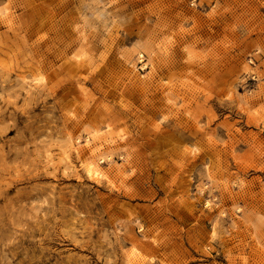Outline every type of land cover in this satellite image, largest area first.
Listing matches in <instances>:
<instances>
[{
  "label": "rangeland",
  "instance_id": "1",
  "mask_svg": "<svg viewBox=\"0 0 264 264\" xmlns=\"http://www.w3.org/2000/svg\"><path fill=\"white\" fill-rule=\"evenodd\" d=\"M59 1L0 0V264H264V0Z\"/></svg>",
  "mask_w": 264,
  "mask_h": 264
},
{
  "label": "bare ground",
  "instance_id": "2",
  "mask_svg": "<svg viewBox=\"0 0 264 264\" xmlns=\"http://www.w3.org/2000/svg\"><path fill=\"white\" fill-rule=\"evenodd\" d=\"M61 1V0H60ZM59 1V3L61 4V2ZM4 22L9 23L10 22V17L5 14L4 15ZM165 18H162V25L163 27L165 26ZM166 28V27H164ZM87 38H85V36H82V41H86ZM87 42V41H86ZM87 47H85L86 50ZM83 50V51H85ZM77 54L75 55V58H77ZM167 77V76H166ZM165 77V78H166ZM170 96V95H169ZM169 96L167 97V99L169 100ZM96 133L97 131H95V135L93 136H88L85 140H84V145H83V149L79 150V153L81 152L83 154V161H84V167L85 170L87 172V174L89 175H94V176H99L101 175L100 171L97 168L96 165V161L94 160L93 154H92V148H90V145H92L94 148L93 149H97L98 146H100L101 142L99 141V139L96 137ZM192 152L190 151V153L194 154L196 151L199 150V146L198 144L194 143L192 144Z\"/></svg>",
  "mask_w": 264,
  "mask_h": 264
}]
</instances>
